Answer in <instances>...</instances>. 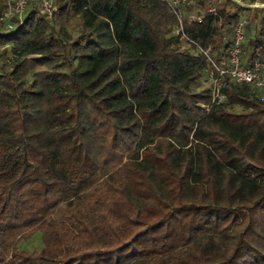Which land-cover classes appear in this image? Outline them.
Masks as SVG:
<instances>
[{
	"label": "trees",
	"instance_id": "trees-1",
	"mask_svg": "<svg viewBox=\"0 0 264 264\" xmlns=\"http://www.w3.org/2000/svg\"><path fill=\"white\" fill-rule=\"evenodd\" d=\"M56 3L0 21V264H264V89L191 86L264 7Z\"/></svg>",
	"mask_w": 264,
	"mask_h": 264
},
{
	"label": "built area",
	"instance_id": "built-area-1",
	"mask_svg": "<svg viewBox=\"0 0 264 264\" xmlns=\"http://www.w3.org/2000/svg\"><path fill=\"white\" fill-rule=\"evenodd\" d=\"M4 6L0 12V21L6 22L10 17L17 15L21 16L26 5L30 2L35 3L40 12L48 17L53 16L57 10V0H2ZM184 0H166L171 7L177 6ZM180 22V21H179ZM5 23V24H6ZM246 20L244 18L237 21L232 28V43L228 49L226 67H217V74L213 76L210 73V80L213 81L211 96L213 101H223L225 95L222 87L225 84V79H233L241 83H246L254 86L257 89H264V55L252 59L250 62L243 64L241 55L243 54V44L246 41ZM2 25V24H1ZM12 27L11 22L6 24V29ZM182 31V25L178 27L176 32ZM264 98V93L261 99Z\"/></svg>",
	"mask_w": 264,
	"mask_h": 264
},
{
	"label": "rangeland",
	"instance_id": "rangeland-1",
	"mask_svg": "<svg viewBox=\"0 0 264 264\" xmlns=\"http://www.w3.org/2000/svg\"><path fill=\"white\" fill-rule=\"evenodd\" d=\"M237 1L241 5V7L244 6V7H250V8H255V9L257 7L259 8L264 7V0H237ZM2 6H3L2 1H0V12L2 10ZM263 13H264L263 10L258 11L257 19L254 21L252 25V29H251L249 36H252L257 33L259 18L263 15ZM242 15L247 16V13L243 12ZM1 26L2 25H0V30H3L2 28L3 26L2 27ZM262 39L264 40V37ZM212 84H213V81L210 80V76L206 72V73H202L200 77L192 83L191 86L193 90L199 91L203 88L210 89V87H212ZM38 242L39 240L37 239V237H34L33 239H31V243L24 242L22 246L24 247H31L32 245L37 246Z\"/></svg>",
	"mask_w": 264,
	"mask_h": 264
}]
</instances>
